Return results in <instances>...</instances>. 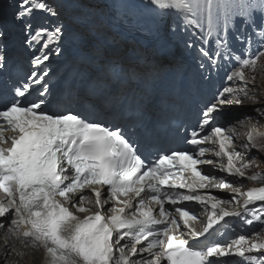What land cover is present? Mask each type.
<instances>
[{"label":"snow or ice","instance_id":"1","mask_svg":"<svg viewBox=\"0 0 264 264\" xmlns=\"http://www.w3.org/2000/svg\"><path fill=\"white\" fill-rule=\"evenodd\" d=\"M147 3L155 5V0ZM14 7L11 22L7 14L0 13V72L8 66L14 25L22 30V45L31 54L34 70L24 83L11 89V99L0 103V218L8 217L14 210L15 218L7 222L9 231L15 228L22 232L26 243L42 246L48 264H161L162 260L167 264H213L212 258L226 261L230 256L242 258L245 264H264V257L246 255L254 250L264 251V242L249 241L246 245L243 235L227 245L203 249L189 246L184 238H199L225 217L240 216L235 207L231 211L224 207L233 201L239 203L236 197L226 200L199 191L230 186L223 180L213 183V178L198 167L214 163L200 159L208 151H214L217 158H227L226 165L221 164L220 168L228 175L245 176V166L236 162L240 153L229 150L232 137L219 126L211 128V135L200 138L199 131L193 129L187 143L199 146L210 142L214 147H198L195 153L172 150L171 154L157 155L146 163L147 157L139 154L137 142L126 137L119 124L99 115L93 118L74 111L72 104H79L78 97L72 98L63 110L53 107V101L47 99L49 88L45 81L50 70L35 69L64 50L67 29L56 0H16ZM253 30L254 34L264 33V26L253 24ZM78 39L81 44L88 43L87 37ZM226 39L217 35L214 50L201 46L197 51L211 66H216ZM236 39L245 44L252 37L237 35ZM258 39L264 48V37ZM249 62L243 60L244 65ZM233 77L245 80L243 72H235L228 79ZM113 78L124 82L120 72H113L108 82H98L101 103L91 106L93 113L104 111V101L119 94L111 91ZM34 84L42 85L40 99L30 101L27 96ZM233 91L232 87L224 88L217 101L202 111L200 131L211 123L214 112L233 102L223 98L224 93ZM234 103L240 105L242 100L235 99ZM8 131L11 136L5 134ZM185 173L190 175L186 177ZM250 179L256 181L258 177L253 175ZM177 188H186L189 194L174 191ZM86 189L89 195L84 194ZM239 195L244 197L247 209L255 202H264V187ZM184 201L210 206L203 231L191 227L196 215L176 206ZM166 203L174 206V211L167 209ZM86 204L94 205L97 211L81 218L71 210L88 213ZM256 211L264 212V204ZM253 215L256 221L261 219L255 211ZM181 224L186 232L180 231ZM126 238L132 243L121 246ZM145 242L146 247H137ZM144 253L149 258H144ZM138 255L139 259H132Z\"/></svg>","mask_w":264,"mask_h":264},{"label":"bare ground","instance_id":"2","mask_svg":"<svg viewBox=\"0 0 264 264\" xmlns=\"http://www.w3.org/2000/svg\"><path fill=\"white\" fill-rule=\"evenodd\" d=\"M78 1L80 3H84L87 0H78ZM121 1L122 2L124 1V2L128 3V0H121ZM165 1L168 2V0H165ZM15 3H16V0H10V6L11 7L14 8ZM172 9L173 8H170V10H172ZM59 10H60V8H59ZM80 10H82L83 13H85V12H90V13L91 12H96L95 14L101 15V16H103V18H106V19L111 18L110 16L102 15L100 13V11H97V10L96 11H93V10H91L89 8H87V9L86 8H83V9H80ZM157 14H158V10L155 12L154 17H156ZM72 17H73L72 14H68L66 16H61V18H72ZM90 17H93V16H90ZM147 21H150V20H147ZM13 30L16 31V33L14 34V38L13 39L22 41L23 40V33H20L21 32V28L18 31H17V28H13ZM75 31L78 34H80V31H79V28L78 27H76ZM67 32L68 33L69 32H72V29L69 28L66 31L65 38H70L71 35H68ZM168 33H172V32H168ZM19 34H21V35H19ZM86 34H88V32L85 31L84 34H80V35L81 36H85ZM13 41H15V40H13ZM147 41H149V39L144 38V41H142V43L150 44L152 42V40L149 41V43ZM79 44H81V43H79ZM84 45L85 46L86 45L87 46H90V41H88V43L87 44H84ZM54 56H52V58ZM63 56H64V54L59 55V57H63ZM72 56L73 57H77L78 55L77 54H73ZM163 58H165V57H162V59ZM109 59H110V57H108V60ZM106 60H107L106 58L105 59H103V58L97 59V61L99 62V64H103ZM49 61H51V59ZM57 61L58 60H55L54 62H51L48 65L46 64L45 65L46 68L49 69L50 71L54 70ZM9 62L11 63V66L10 67H12L13 58L10 57V56H9ZM136 71H138V70H136ZM13 75H14V77H16V79H18V77H20L17 72L15 74H13ZM131 75L136 76V75H138V72H135V70H133L132 73H131ZM263 85H264V83H263ZM262 96L264 97V94ZM65 101H66L65 99H62L63 104H64ZM257 103H258V106H254L253 105L252 107H247V108H244V109H242L243 107H240V108L235 107V108H233L230 111V113L228 115H226L225 117H223V120L221 121L220 125L224 127L225 133L236 134L237 129L240 128V126H241V125H239L240 119H248V120H245V121H248L250 123L249 125H254L257 128H258V126H262L263 125L262 122L256 118V116L258 114H255L254 111H255L256 108L257 109H260V107H264V101L263 102L259 101ZM246 127H248V125H246ZM151 139H153V137H151L150 135L149 136H146L143 139V143L146 142V141H150ZM140 145H141V142H140ZM141 146H143V145H141ZM257 163H259V161H257ZM204 172H205L206 175L211 176L212 175V172H216V170L209 169V168H205L204 169ZM211 177L214 179L216 176L214 175V176H211ZM191 208L192 209L196 208V205H191ZM1 232L4 235L8 236L7 245L6 246H8L9 249L14 252V255L8 257V262H9V261H11L16 256L15 255L16 252H18V247H17V244H18L17 243L18 242V238H17L18 232L15 231V228H13L11 231H9V227L8 226L2 227ZM6 246H4V247H2L0 249V254L7 253L8 248ZM32 254H33V259L31 260V263H33V264H48L47 256L46 257L44 256L43 251L42 252H35V253H32ZM146 254L147 253H144L143 254V257L144 258H149ZM19 255L22 256L21 254H19ZM139 258H140L139 255L137 257H132V259H134V260L135 259H139ZM17 259H18V257H17ZM20 261H21L22 264H29L30 263L26 258H21ZM13 263L15 264L16 263V260Z\"/></svg>","mask_w":264,"mask_h":264},{"label":"rangeland","instance_id":"3","mask_svg":"<svg viewBox=\"0 0 264 264\" xmlns=\"http://www.w3.org/2000/svg\"><path fill=\"white\" fill-rule=\"evenodd\" d=\"M184 1H186V4L190 6L191 8H193L195 12L202 13L201 8L203 7L204 0H184ZM242 16L246 17L245 14H243ZM251 18L255 20L254 15H252ZM258 34H257V37H258ZM263 80H264V62L262 63V66H261V75L258 78L252 77L250 80V83L252 84V89L250 93L253 96V98H258V100H255L254 103L250 105L258 106V103H255V102L264 101V97H262V95L264 94V85H263L264 82L260 84V82ZM250 105L247 104L244 106V108L250 107ZM254 113L258 114L256 118L260 120L263 124L262 126H260V129H261L260 132L261 134H264V108H260V109L256 108ZM252 141H253L252 142L253 145H255V147H253V150H252L254 156H258L257 158L259 157L261 158L260 159L261 161L259 163H256L257 168L264 169V135L258 134L257 136L253 138ZM0 222L2 221L0 220ZM1 229L2 227H0V249L7 245V239H8V236L4 235L1 232ZM17 243H18L17 244L18 252H16L15 254L16 256L11 261L8 262V257L14 255V252L11 251L8 246H6L8 248V251L5 254H0V264H14L13 262L15 260H16L15 264H22L20 261L21 258H26L30 262L29 264H33L31 263V260L33 259L32 253H35V251H31V248L21 243L20 241H18ZM19 254H21L22 256H20Z\"/></svg>","mask_w":264,"mask_h":264}]
</instances>
